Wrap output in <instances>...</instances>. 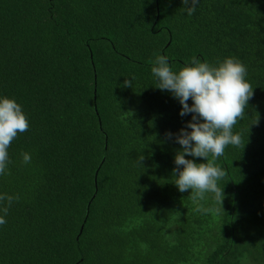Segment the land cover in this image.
I'll use <instances>...</instances> for the list:
<instances>
[{
    "label": "trees",
    "instance_id": "trees-1",
    "mask_svg": "<svg viewBox=\"0 0 264 264\" xmlns=\"http://www.w3.org/2000/svg\"><path fill=\"white\" fill-rule=\"evenodd\" d=\"M183 7L0 0V99L29 123L0 175V195L19 196L0 225V264H264V0ZM157 55L177 74L193 57L246 67L254 96L232 129L241 142L215 159L222 203L174 184L175 134L192 114L156 88Z\"/></svg>",
    "mask_w": 264,
    "mask_h": 264
},
{
    "label": "clouds",
    "instance_id": "clouds-1",
    "mask_svg": "<svg viewBox=\"0 0 264 264\" xmlns=\"http://www.w3.org/2000/svg\"><path fill=\"white\" fill-rule=\"evenodd\" d=\"M182 2L189 16L199 4V0ZM150 63L153 64L151 71L158 80L156 88L169 91L179 101L182 105L181 117L192 114L186 127L175 134L174 142L182 146V151L175 156L176 167L172 172L175 186L181 193L192 190L189 198L193 201L203 200L205 193L210 192L222 203L224 191L221 192L217 181L225 176V172L215 165V159L224 154L227 145L238 146L241 142L240 135L233 134L232 129L254 96L252 86L245 81L246 67L234 58H227L218 67H213L193 57L191 64L177 74L171 70L166 56L157 55ZM133 80L125 79L122 87H133ZM190 99L193 102L191 106L188 103ZM28 128L29 123L21 106L15 100L0 99V175L6 174L11 142L18 132H26ZM166 136L173 139L170 132ZM210 155L211 160L208 159ZM21 156L23 164L31 163L29 153L22 152ZM186 156L204 158L207 162L197 164ZM143 160V155H140L138 162ZM18 200V195H0V211L3 212L0 225L6 223L4 217L13 202Z\"/></svg>",
    "mask_w": 264,
    "mask_h": 264
}]
</instances>
